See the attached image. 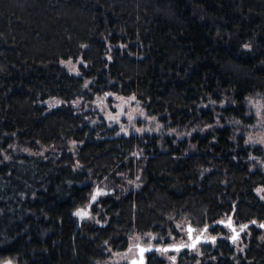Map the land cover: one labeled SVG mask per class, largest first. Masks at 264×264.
Wrapping results in <instances>:
<instances>
[{"label": "trees", "instance_id": "obj_1", "mask_svg": "<svg viewBox=\"0 0 264 264\" xmlns=\"http://www.w3.org/2000/svg\"><path fill=\"white\" fill-rule=\"evenodd\" d=\"M77 59L81 76L62 65ZM89 80L97 94L135 95L172 127L215 125L217 107L204 105L228 95L239 112L223 117L241 118L248 96H264V0H0V263L99 264L135 234L166 237L173 218L208 229L229 216L232 230L236 220L253 231L244 253L219 239L200 258L182 255L264 264V172L244 141L227 126L178 144L115 136L74 106L89 100ZM53 98L62 104L49 110ZM51 146L58 158L17 150ZM99 181L113 192L94 205L98 221L80 223Z\"/></svg>", "mask_w": 264, "mask_h": 264}, {"label": "rangeland", "instance_id": "obj_2", "mask_svg": "<svg viewBox=\"0 0 264 264\" xmlns=\"http://www.w3.org/2000/svg\"><path fill=\"white\" fill-rule=\"evenodd\" d=\"M62 65L71 74L76 76H81L83 68L87 67L81 59L66 61ZM93 83V80H89L86 85L89 100L87 98L79 99L74 103L76 108H80L82 112L89 114L88 119L93 127L102 128V126L106 125L107 128L115 130V136L118 137H154L163 143L167 139H171L174 144H178L182 141L191 140L196 133H211L210 131H213L214 128L227 126L233 132L234 142L243 140L244 144L250 148L249 159L252 162L253 170L264 172V96L262 94L255 93L245 99L243 116L241 118L229 115L223 117L222 110L224 108L232 106L236 111L239 109V106L231 96L228 95L227 99H224L220 103L210 102L204 106L211 105L212 107H217V110L214 109L215 125H195L191 129H187L184 127H172L168 123L161 122L159 117L151 115L147 111L144 104L135 95L126 96L117 93L97 94L92 89H89ZM61 104L62 102L57 98L44 102V105L49 110ZM234 110L233 114H235ZM102 130L101 132H104V129ZM146 142L149 141L146 140ZM52 148L51 146L32 150L21 147L17 150L25 154H40L48 158H58L62 152ZM67 152L77 154V145L70 143ZM124 178L126 179L127 187H139L138 179L135 181L130 178L128 179L127 175ZM112 192L113 189L109 188V185L106 183L102 181L96 182L89 202L84 207L75 211L74 215L76 219L80 223L88 220L98 221L103 214V209L99 207L98 212L95 213L94 205L101 197ZM256 193L264 201V186L257 188ZM229 219V216L223 219V226L211 225L208 229L198 227L193 229L190 221L184 218L174 221L175 219L173 218L174 228L169 229V234L166 237H159L153 233L135 234L129 238V245L124 251H114L111 247H107V259L99 264L139 263L141 261V253L146 263L149 259L161 258L166 261V264H179L181 260L185 264H189L190 261L186 259L187 256L202 257L205 246L212 245L213 248H216L217 241L215 240L219 239L229 242L237 255H240L245 252L253 236V231H251L250 226L238 223L236 220L232 223L234 226V230H232L227 225ZM212 227L214 230H212ZM215 228H218V230ZM260 237L264 238V233ZM195 241L197 242L196 244ZM172 247H180V249H168ZM150 249L152 250L148 251ZM183 252H187L186 258L182 255ZM199 262L198 260L197 264ZM0 264L16 263L12 260H5Z\"/></svg>", "mask_w": 264, "mask_h": 264}, {"label": "water", "instance_id": "obj_3", "mask_svg": "<svg viewBox=\"0 0 264 264\" xmlns=\"http://www.w3.org/2000/svg\"><path fill=\"white\" fill-rule=\"evenodd\" d=\"M197 242L195 241V244H196ZM169 250H171V249H180V247L178 248V247H172V248H168ZM152 249H150V250H148V251H151ZM135 264H145V259L144 258H142V253H141V261L139 262V263H135Z\"/></svg>", "mask_w": 264, "mask_h": 264}]
</instances>
